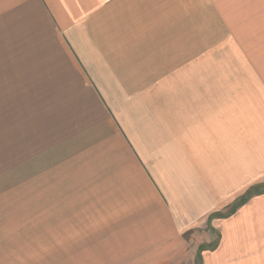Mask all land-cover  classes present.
I'll return each instance as SVG.
<instances>
[{
    "label": "crops",
    "instance_id": "1",
    "mask_svg": "<svg viewBox=\"0 0 264 264\" xmlns=\"http://www.w3.org/2000/svg\"><path fill=\"white\" fill-rule=\"evenodd\" d=\"M213 4L0 0V68L4 77L11 76L2 90L29 92L28 98L14 100L20 112L9 108L13 120L24 116L22 124L28 116L30 126L33 108L54 109L51 115L43 112L54 123L46 120L41 139L70 141L72 155L94 156L100 149V162L106 159L101 170L120 174L109 178L108 201L124 204L125 215L131 214L124 218L158 221L155 236L162 241L177 232L164 221L190 223L207 216L209 229L216 230L215 206L227 204L231 194L264 172V88L229 83L198 63L210 57H197V28H211L213 19L196 13H213ZM165 68H177L171 90L191 93L190 99L173 95L167 104L164 82L156 101L161 113L134 117L131 102L115 98L114 93L134 90L133 76L170 74ZM177 99L188 103L180 108ZM165 118L172 120L171 131H165ZM95 169L100 170H89ZM254 183L249 188L260 185ZM254 195L218 220L214 248L159 242L153 245L161 253L157 262L171 252L170 264L191 253L188 264H264V193ZM149 227L135 235H148Z\"/></svg>",
    "mask_w": 264,
    "mask_h": 264
},
{
    "label": "rangeland",
    "instance_id": "2",
    "mask_svg": "<svg viewBox=\"0 0 264 264\" xmlns=\"http://www.w3.org/2000/svg\"><path fill=\"white\" fill-rule=\"evenodd\" d=\"M213 5V13L207 10L196 13L199 19L204 15L213 19L211 28H197V57L205 53L210 57L198 63L212 68L217 77L222 75L229 83H259L264 88V0H214ZM217 7L229 10L216 11ZM222 23L227 27H222ZM164 71L171 74L178 70L165 68ZM151 72L155 69L151 68ZM2 73L5 70L0 68V264H151V261H154L152 264H170L171 252L157 262L155 256L161 253L153 248L154 244L166 242L188 248H214L219 239L218 220L225 219L224 214H233L252 195L264 193L262 172L250 183L260 185L249 188L248 184L236 191L237 194H231L227 204L222 202L215 206L211 221L216 230L209 229L207 216L190 223L164 221L165 227L169 225L177 232L164 236L162 241L155 236L158 221L124 218L131 215H125L124 204L109 202V178L120 174L101 170L106 159L100 162V149L94 156L72 155L75 149L70 147V141L47 144L41 139L45 136L46 120L54 123V118L49 117L54 109L29 110L30 126L25 124L28 116L22 124L19 121L22 122L24 116L17 117L18 122L13 120L9 108L19 111L14 100L28 98L29 92L3 91V80L7 87L11 76L4 77ZM170 74L133 76L134 90L114 93L115 98L126 101V105L131 102L134 117L147 111L149 117H157L161 113L156 101L162 83L166 82L165 87L169 89L163 93L167 104L173 102L170 100L173 95L178 99L186 95L190 99L191 93L171 90L174 78ZM180 79L187 82L188 77ZM187 103V99L178 100L176 105L181 108ZM46 109L50 115L44 116ZM164 127L165 131H171L172 120L165 118ZM93 167L100 170H89ZM243 194L247 200L235 208V201L244 198ZM143 227L150 228L144 230L148 235H135ZM146 244H149L148 251L144 250ZM147 254L149 257L145 256ZM189 257L180 264L191 263L192 253Z\"/></svg>",
    "mask_w": 264,
    "mask_h": 264
},
{
    "label": "trees",
    "instance_id": "3",
    "mask_svg": "<svg viewBox=\"0 0 264 264\" xmlns=\"http://www.w3.org/2000/svg\"><path fill=\"white\" fill-rule=\"evenodd\" d=\"M247 200V196L237 201L235 208L238 207L240 204L244 203ZM235 208L233 210H235Z\"/></svg>",
    "mask_w": 264,
    "mask_h": 264
}]
</instances>
